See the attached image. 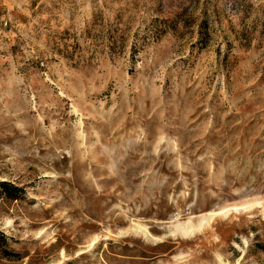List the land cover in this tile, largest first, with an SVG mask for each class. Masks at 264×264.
Listing matches in <instances>:
<instances>
[{
    "label": "rangeland",
    "instance_id": "1",
    "mask_svg": "<svg viewBox=\"0 0 264 264\" xmlns=\"http://www.w3.org/2000/svg\"><path fill=\"white\" fill-rule=\"evenodd\" d=\"M0 182V264H264V0H0Z\"/></svg>",
    "mask_w": 264,
    "mask_h": 264
},
{
    "label": "bare ground",
    "instance_id": "2",
    "mask_svg": "<svg viewBox=\"0 0 264 264\" xmlns=\"http://www.w3.org/2000/svg\"><path fill=\"white\" fill-rule=\"evenodd\" d=\"M240 208L245 210V207L242 208V206H241V207L237 208V207L233 206L231 208H225V209H220V210H217V211L207 212L204 215H201V219H200L201 221L198 223V225H195L191 221V219H189V220H187V222H183V223H180L179 221L175 220V222H174L175 224L173 225L172 233L174 235L175 234H179V235H181V236H183L185 238L191 237L196 232H199L203 228L204 223L207 222L206 224H208L214 217L226 216L232 211L233 212H238L240 210Z\"/></svg>",
    "mask_w": 264,
    "mask_h": 264
},
{
    "label": "trees",
    "instance_id": "3",
    "mask_svg": "<svg viewBox=\"0 0 264 264\" xmlns=\"http://www.w3.org/2000/svg\"><path fill=\"white\" fill-rule=\"evenodd\" d=\"M0 189L6 194L10 199L16 200L19 197V194L22 192L20 188L11 186L6 182H0Z\"/></svg>",
    "mask_w": 264,
    "mask_h": 264
}]
</instances>
